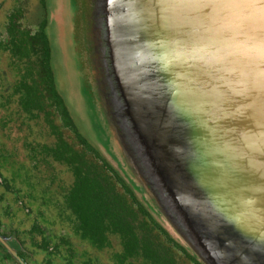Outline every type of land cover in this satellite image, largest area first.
Instances as JSON below:
<instances>
[{
    "label": "water",
    "instance_id": "1",
    "mask_svg": "<svg viewBox=\"0 0 264 264\" xmlns=\"http://www.w3.org/2000/svg\"><path fill=\"white\" fill-rule=\"evenodd\" d=\"M80 135L198 264H264V0H46Z\"/></svg>",
    "mask_w": 264,
    "mask_h": 264
},
{
    "label": "flooded vegetation",
    "instance_id": "2",
    "mask_svg": "<svg viewBox=\"0 0 264 264\" xmlns=\"http://www.w3.org/2000/svg\"><path fill=\"white\" fill-rule=\"evenodd\" d=\"M46 16L45 0H0V264H124L119 235L108 234L99 247L77 232L65 204L75 175L56 158L53 125L86 157L89 149L78 144L59 106L24 105L21 85L39 76L44 61ZM25 34L40 39L41 48L21 57L14 49Z\"/></svg>",
    "mask_w": 264,
    "mask_h": 264
},
{
    "label": "trees",
    "instance_id": "3",
    "mask_svg": "<svg viewBox=\"0 0 264 264\" xmlns=\"http://www.w3.org/2000/svg\"><path fill=\"white\" fill-rule=\"evenodd\" d=\"M45 8L47 10L46 0ZM46 26L47 16L45 29ZM24 36L14 49L21 57L30 56L41 48L40 39L31 38L29 34ZM42 39L44 61L40 64V74L32 78L31 82H23L21 85L25 91L23 100L25 106H59L61 117L75 131L78 144L81 143L90 151L91 155L86 157L84 149H74L61 130L53 125L57 139L54 145L57 149L56 158L67 163L75 175V182L67 192L65 204L76 219L77 232L93 246L99 247L109 242L108 234L119 235L124 248V264H136V258L142 259L141 264H181L178 259L188 264H198L170 239L120 176L80 135L56 89L51 68V48L46 32ZM86 158L90 161H86ZM157 232H161L171 242V246L165 244ZM178 250L183 254V259L177 253Z\"/></svg>",
    "mask_w": 264,
    "mask_h": 264
},
{
    "label": "rangeland",
    "instance_id": "4",
    "mask_svg": "<svg viewBox=\"0 0 264 264\" xmlns=\"http://www.w3.org/2000/svg\"><path fill=\"white\" fill-rule=\"evenodd\" d=\"M157 234H161V236H162V233L161 232H157ZM162 240H166V242H167V244L169 245V246H171V242L165 237V236H162ZM178 254H179V256L183 259L184 258V256H183V254L178 250V252H177ZM184 262V261H183Z\"/></svg>",
    "mask_w": 264,
    "mask_h": 264
}]
</instances>
